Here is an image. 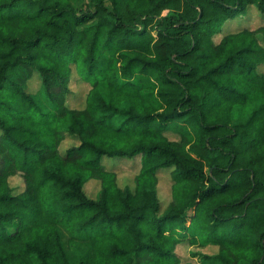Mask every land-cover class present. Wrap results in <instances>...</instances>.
Instances as JSON below:
<instances>
[{
	"label": "trees",
	"instance_id": "obj_1",
	"mask_svg": "<svg viewBox=\"0 0 264 264\" xmlns=\"http://www.w3.org/2000/svg\"><path fill=\"white\" fill-rule=\"evenodd\" d=\"M251 8L264 16V0H0V264H181V245L264 264V23L225 29ZM136 156L133 188L102 161Z\"/></svg>",
	"mask_w": 264,
	"mask_h": 264
},
{
	"label": "rangeland",
	"instance_id": "obj_2",
	"mask_svg": "<svg viewBox=\"0 0 264 264\" xmlns=\"http://www.w3.org/2000/svg\"><path fill=\"white\" fill-rule=\"evenodd\" d=\"M166 11H164L165 13ZM264 23V16L260 15L255 9H248L245 16L237 17L233 20H230L225 24L226 30H235L237 27L243 25L257 26ZM259 42L264 46V36L258 35ZM260 70L264 71V63L260 65ZM40 80L36 73L28 81L27 89L30 92H34L39 86ZM69 87L71 93L67 97V105L74 108H82L85 102V94L87 90V85L78 75L73 72L71 79L69 80ZM169 136H172L171 133H167ZM77 142L76 137L67 136L61 143V151L65 150L68 146L75 144ZM103 164L108 169H113L117 174V182L120 186L128 185L131 188L134 186V175L138 169L139 157L134 158H104ZM159 181L157 185V193L159 200L161 202L162 208L170 200V170L164 169L159 171ZM10 184L14 187V191H20L23 187L22 178L19 175L13 176L10 178ZM98 189L97 181L91 180L86 183L85 190L89 196L94 197ZM198 248L194 245H181L177 248V252L181 256V264H201L198 257H193L190 253L196 251ZM88 251L86 239L80 237L73 247L68 249L69 257L75 261L78 254L86 253ZM202 251L208 253H214L216 247L208 246L203 248Z\"/></svg>",
	"mask_w": 264,
	"mask_h": 264
}]
</instances>
